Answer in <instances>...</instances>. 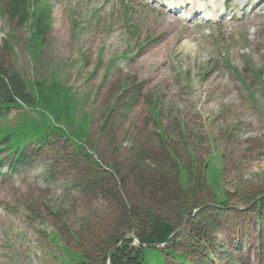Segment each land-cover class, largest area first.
Here are the masks:
<instances>
[{
	"label": "rangeland",
	"instance_id": "374dc122",
	"mask_svg": "<svg viewBox=\"0 0 264 264\" xmlns=\"http://www.w3.org/2000/svg\"><path fill=\"white\" fill-rule=\"evenodd\" d=\"M7 1L0 0V8ZM158 1L51 0V28L36 60L26 47L27 25L0 14V66L27 81L53 78L68 87L75 123L54 116L56 126L74 136L80 131L99 162L97 173L112 162L126 169L119 189L124 201L130 197L173 218L162 198L172 186L167 166V186L157 188L138 181L125 163L136 143L161 155L157 136L164 130L167 145L195 179L204 180L205 190L198 192L199 207L175 250L198 261L207 246L214 258L205 264H264V211L258 216L254 207L255 197L264 196V0H192L218 9L216 23L199 16L186 21L195 11L191 5L174 14ZM135 92L137 100L125 112V98ZM109 112V127L100 133ZM22 113L28 111L10 110L0 127L13 126ZM63 144L44 150L30 145L25 167L9 170L10 159L1 163L0 264H83L84 253L94 255L119 218L108 193L119 187L117 180L95 183L83 165L76 169L63 156L72 150ZM84 182L92 189L85 190ZM223 196L227 208L220 210L215 202ZM197 230L206 243L191 241ZM143 256L150 264H180L152 249Z\"/></svg>",
	"mask_w": 264,
	"mask_h": 264
},
{
	"label": "trees",
	"instance_id": "16d2710c",
	"mask_svg": "<svg viewBox=\"0 0 264 264\" xmlns=\"http://www.w3.org/2000/svg\"><path fill=\"white\" fill-rule=\"evenodd\" d=\"M50 2L51 0H8L7 4L0 8L2 15L6 14L11 19L21 18L27 25L30 38L26 41V47L32 50V58L35 60L39 57L44 45V36L51 28L52 4ZM30 6L32 7L31 11L28 9ZM112 62L114 60L110 61V63ZM137 96L136 92L128 94L127 99L125 98L127 100L125 112L134 106ZM119 98L122 97L118 96L117 99ZM72 107L73 102L69 96V88L58 80L51 78L27 81L20 73L9 68L5 70L0 66V124L6 121L10 110L23 111L25 109L28 111V113H22L13 126L0 127V167L5 159H10L9 170L25 167L32 160L27 151L30 145L36 146L38 150H44L54 142L64 141L63 150L65 148L68 150V144L72 150L63 156H67L69 161L73 165L75 164L76 169L78 165H83L82 171H89L94 175L95 183L105 178H114L120 187L115 190L110 187L108 190V193L118 203L119 218L109 228L101 248L100 246L96 247L92 256L84 253L86 260L83 264H150L143 256L145 249L159 251L180 264H191L192 262L205 264L203 262L205 259L212 261L214 256L210 254L207 246H204L205 252L198 261L195 258L191 260L190 253L186 251L177 252L175 250V246L182 238V229L193 215L192 211L199 207L196 199L197 194L198 192L204 194L205 190L204 180L195 179L191 171L180 164L176 151L167 145L165 131L159 130L157 136L161 142V155L151 154L143 148L144 146L136 143L128 148V157L125 163H127L126 166L129 167L130 172L146 174V179L136 174L138 181L146 182L145 184L151 187L158 185L157 188H163L165 184L167 186L162 168L167 166L168 179L170 180L168 183L172 186L167 190L168 193L165 196H162V192L160 196L164 199V205L167 204V207L172 208L173 218L168 217L162 209H154L149 206L139 207L135 201L127 197L128 194L125 201L122 196L119 197L121 195L119 189H123L124 184V179L121 177L126 169L116 162H112L113 165L108 166L109 168L106 167L101 174L97 173L96 168L99 167V162L94 160L93 153L87 150L81 141L80 131L77 136L71 135L67 129L57 127L53 119L56 116L67 119V123H73ZM154 118L155 120L158 118L156 112H154ZM110 120L111 112L100 127V133H105ZM178 124H180L179 129L183 131L180 137L184 139V143L191 153L189 137L184 124L181 122ZM112 138L110 137V139ZM3 152L6 155L1 157ZM190 160L194 164L195 159L192 155H190ZM85 182V190H91L92 187ZM95 186L98 188L97 185ZM217 200L215 203L220 205L219 209L225 210L227 208L226 197H219ZM255 200V212L259 216L264 211V196L258 195ZM197 216L198 221L202 223L204 220L202 214L198 213ZM189 236L195 243H206L203 233H200L199 230ZM136 242L149 246L164 245L166 250L161 251L159 248L152 247L137 248Z\"/></svg>",
	"mask_w": 264,
	"mask_h": 264
},
{
	"label": "water",
	"instance_id": "95a60500",
	"mask_svg": "<svg viewBox=\"0 0 264 264\" xmlns=\"http://www.w3.org/2000/svg\"><path fill=\"white\" fill-rule=\"evenodd\" d=\"M136 247L137 248H163L164 247V245H162V246H157V245H154V246H149V245H142V244H139V243H137L136 242Z\"/></svg>",
	"mask_w": 264,
	"mask_h": 264
},
{
	"label": "bare ground",
	"instance_id": "6f19581e",
	"mask_svg": "<svg viewBox=\"0 0 264 264\" xmlns=\"http://www.w3.org/2000/svg\"><path fill=\"white\" fill-rule=\"evenodd\" d=\"M183 3H184V5H188V4H189V1H188V0H184ZM258 4H259V3H258ZM258 4H257L254 8H256V7L258 6ZM172 6H174V5H172ZM254 8H253V9H254ZM173 9H175V7H173ZM210 14H212V15L214 16V15H216V14H218V13L211 12ZM212 15H211V17H212Z\"/></svg>",
	"mask_w": 264,
	"mask_h": 264
}]
</instances>
